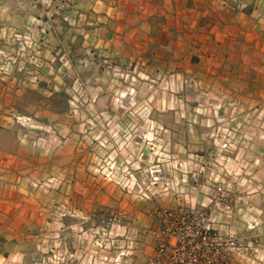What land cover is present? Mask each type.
Wrapping results in <instances>:
<instances>
[{
	"label": "rangeland",
	"instance_id": "1",
	"mask_svg": "<svg viewBox=\"0 0 264 264\" xmlns=\"http://www.w3.org/2000/svg\"><path fill=\"white\" fill-rule=\"evenodd\" d=\"M91 8L0 0V80L27 95L13 127L47 158L0 264H264V98L119 68Z\"/></svg>",
	"mask_w": 264,
	"mask_h": 264
},
{
	"label": "crops",
	"instance_id": "2",
	"mask_svg": "<svg viewBox=\"0 0 264 264\" xmlns=\"http://www.w3.org/2000/svg\"><path fill=\"white\" fill-rule=\"evenodd\" d=\"M92 4L90 19L96 27L89 35L119 68L127 63L158 70L198 68L207 90L230 93L232 99H240V94L248 101L264 98V0H92ZM15 87V82L0 80V240L6 244L14 243L16 222L23 221L17 215L24 213L17 209L25 200L21 181L31 176L29 167L47 164L46 153L39 158L42 152L21 143L13 127L14 101L27 97L17 94Z\"/></svg>",
	"mask_w": 264,
	"mask_h": 264
}]
</instances>
